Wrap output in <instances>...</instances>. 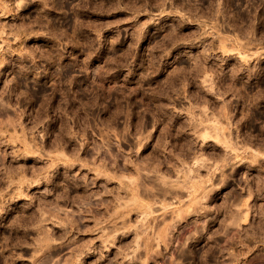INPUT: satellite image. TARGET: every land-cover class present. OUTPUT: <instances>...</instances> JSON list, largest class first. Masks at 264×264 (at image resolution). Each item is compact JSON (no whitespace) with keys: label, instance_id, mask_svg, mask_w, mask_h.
<instances>
[{"label":"rangeland","instance_id":"1","mask_svg":"<svg viewBox=\"0 0 264 264\" xmlns=\"http://www.w3.org/2000/svg\"><path fill=\"white\" fill-rule=\"evenodd\" d=\"M261 176L264 0H0V264H264Z\"/></svg>","mask_w":264,"mask_h":264},{"label":"bare ground","instance_id":"2","mask_svg":"<svg viewBox=\"0 0 264 264\" xmlns=\"http://www.w3.org/2000/svg\"><path fill=\"white\" fill-rule=\"evenodd\" d=\"M257 78V77H256ZM263 80V79H262ZM256 112H252V113H250V115H252V117H256ZM258 115V114H257ZM225 146L226 147H228L227 146V144H225ZM229 148V147H228ZM226 159H224V161H225ZM258 160V158H257V155L255 156V155H253L252 156V158H251V163H257L256 161ZM197 163L196 164H200V160L198 161H196ZM226 162H228V159L226 160ZM228 164V163H227ZM255 167V166H254ZM183 178H184V180L185 181H187L190 177H189V175H188V172H185L184 174H183ZM187 179V180H186ZM189 181V180H188ZM150 182H152V183H150ZM161 183L162 184H164V185H166V183L167 182H165V181H161L159 184L156 182V181H149L148 182V184H149V187H150V189L151 190H156V193L155 194H157V196L156 197H158V196H163V197H165L166 196V194L168 193V194H170L171 192H170V190H171V188L169 189L168 187H167V185H166V187L167 188H162L161 187ZM168 184V183H167ZM192 186V185H191ZM195 187V186H194ZM194 187H191V188H193V190H194V192H196L197 191V189H194ZM197 188V187H196ZM256 189H257V191L258 192H260L261 194H264V177H260L259 178V184H258V182H257V186H256ZM229 191V193L231 192L232 194H230V197L228 198V207H229V209H228V217H229V220H230V223L231 224H233V225H236L242 218H243V222L245 223L246 221H247V214L246 215H241V213H240V211H238V209H236V208H238L241 204H242V202H243V197L240 195V192L238 193V192H235L236 190L234 189V188H231V189H229L228 190ZM246 193H247V196H248V198H250V197H252V192H251V189H247L246 190ZM229 195V194H228ZM137 196H141V197H149V196H154V195H149V193H147V190L146 189H144V190H142ZM204 197H207V196H204ZM215 199H213V198H210V201H214ZM192 204H193V202H192ZM191 204V205H192ZM190 205V207L189 208H191L192 210H191V213H189L190 215H192V214H196L197 212H198V208L196 207V205H198V206H200L201 205V203H199V202H195L194 204H193V206H191ZM189 210V209H188ZM188 210H186V211H182L181 213H179V214H177L176 215V217H177V219H179V221H182V220H186V216H188L187 214V211ZM145 211V210H144ZM174 221V220H173ZM174 222H177V221H174ZM197 226L196 225H194V229H195V233H197ZM166 229V228H165ZM165 229H164V231H165ZM203 229H204V226H203ZM163 231V232H164ZM252 231H254L252 234H250L249 236H248V239H251L252 241H250L251 243L253 242V243H262V245H264V223H262V221H259V222H257V224L255 225V227L253 228V230ZM163 233H162V231L161 232H159V234H158V238H159V240L161 241L162 240V238H163ZM257 236L258 238H255V237ZM44 241V240H43ZM249 241V240H248ZM248 241H246V242H248ZM249 243V242H248ZM258 257H260V256H258Z\"/></svg>","mask_w":264,"mask_h":264}]
</instances>
